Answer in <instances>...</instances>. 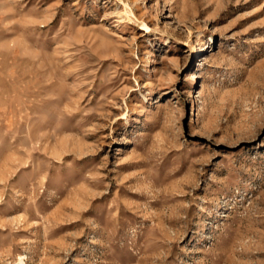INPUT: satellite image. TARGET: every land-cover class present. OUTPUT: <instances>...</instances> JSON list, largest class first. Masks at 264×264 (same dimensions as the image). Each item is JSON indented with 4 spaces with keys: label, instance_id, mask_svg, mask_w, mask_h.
<instances>
[{
    "label": "rangeland",
    "instance_id": "1",
    "mask_svg": "<svg viewBox=\"0 0 264 264\" xmlns=\"http://www.w3.org/2000/svg\"><path fill=\"white\" fill-rule=\"evenodd\" d=\"M0 264H264V0H0Z\"/></svg>",
    "mask_w": 264,
    "mask_h": 264
}]
</instances>
